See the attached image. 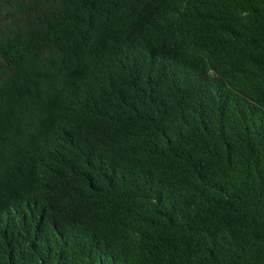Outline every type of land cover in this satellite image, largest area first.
I'll return each instance as SVG.
<instances>
[{"label": "trees", "instance_id": "obj_1", "mask_svg": "<svg viewBox=\"0 0 264 264\" xmlns=\"http://www.w3.org/2000/svg\"><path fill=\"white\" fill-rule=\"evenodd\" d=\"M0 264H264V0H0Z\"/></svg>", "mask_w": 264, "mask_h": 264}]
</instances>
